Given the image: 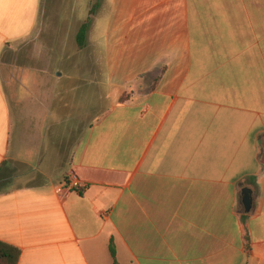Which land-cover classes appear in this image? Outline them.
Wrapping results in <instances>:
<instances>
[{"label":"crops","instance_id":"0c3cea01","mask_svg":"<svg viewBox=\"0 0 264 264\" xmlns=\"http://www.w3.org/2000/svg\"><path fill=\"white\" fill-rule=\"evenodd\" d=\"M45 18L72 46L91 20L84 60L69 63L83 74L46 122L23 124L1 59ZM67 125L63 165L0 193V241L17 264H113L110 244L118 264H264V0H0V169L37 163L38 130L46 140ZM71 174L83 191L66 188Z\"/></svg>","mask_w":264,"mask_h":264},{"label":"rangeland","instance_id":"374dc122","mask_svg":"<svg viewBox=\"0 0 264 264\" xmlns=\"http://www.w3.org/2000/svg\"><path fill=\"white\" fill-rule=\"evenodd\" d=\"M63 6L65 7L66 3ZM45 10L49 13L51 11L47 6ZM41 23L43 25H39L40 32H35L21 44L8 48L1 59V64L7 71L11 85V108L13 111L26 115L22 116L23 124H25V120L38 123L46 122L48 115L51 117L53 112V104L57 103V92L64 91L65 93L68 90L67 81L72 72L75 71L76 86H80L78 83L83 74L82 67L78 65L74 66V69L69 67L72 60L77 63L84 60L83 49H79L77 44L72 46L71 37L68 36L59 37V42H55L51 33L52 20L50 18H45ZM58 76H60V80ZM95 77L101 82L105 81L108 78L107 70L105 68H93V79ZM104 89L103 83L93 88L91 99L93 121L96 120L103 107L108 105V103L104 105ZM25 92H28L27 97L24 95ZM115 95L116 90L112 89L111 97L114 98ZM67 98L68 100L63 95L61 96L60 107L63 111L73 110L76 104L75 100L68 96ZM25 106H29L31 111L21 112ZM41 107L46 108L44 112ZM58 119L63 125V122H66V115L62 114ZM70 129L71 126L67 125L56 132L51 127L50 130L53 132L48 134L46 140H44L42 132L38 130L37 142L38 145H42L39 160L31 166L16 163L11 167L10 174L16 177L13 182L14 187L40 184L46 180L48 174L53 173L55 164L56 167L63 165L67 159L68 147L72 146ZM27 131L30 132V129L27 128Z\"/></svg>","mask_w":264,"mask_h":264},{"label":"trees","instance_id":"16d2710c","mask_svg":"<svg viewBox=\"0 0 264 264\" xmlns=\"http://www.w3.org/2000/svg\"><path fill=\"white\" fill-rule=\"evenodd\" d=\"M93 13L94 11L91 12V14ZM90 23L91 20L87 19V21L81 25L76 35V44L79 49H83L85 47L86 34L88 32ZM3 168L0 169V193L3 192L8 187H10L13 178V175H11L9 171H4ZM83 190L84 189L80 191ZM245 240L248 242L247 237H245ZM246 249H249L248 245L246 246ZM109 254L112 258L113 264H118L116 261L115 250L112 244H110L109 246ZM19 257H20L19 249H17L12 245L0 241V264H17Z\"/></svg>","mask_w":264,"mask_h":264},{"label":"water","instance_id":"95a60500","mask_svg":"<svg viewBox=\"0 0 264 264\" xmlns=\"http://www.w3.org/2000/svg\"><path fill=\"white\" fill-rule=\"evenodd\" d=\"M241 195V204L243 207V211L245 214H248L251 211L252 207L251 191L247 188H243L241 191Z\"/></svg>","mask_w":264,"mask_h":264},{"label":"built area","instance_id":"2783aa9c","mask_svg":"<svg viewBox=\"0 0 264 264\" xmlns=\"http://www.w3.org/2000/svg\"><path fill=\"white\" fill-rule=\"evenodd\" d=\"M79 182L75 175H70L66 180V188L68 189H79Z\"/></svg>","mask_w":264,"mask_h":264}]
</instances>
